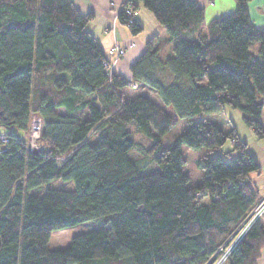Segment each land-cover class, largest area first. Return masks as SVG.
Instances as JSON below:
<instances>
[{"label": "trees", "instance_id": "obj_1", "mask_svg": "<svg viewBox=\"0 0 264 264\" xmlns=\"http://www.w3.org/2000/svg\"><path fill=\"white\" fill-rule=\"evenodd\" d=\"M235 1L233 13L206 25L195 0H123L119 23L139 34L134 14L142 5L174 44L162 57L153 37L130 66L131 80L155 90L171 115L107 72V54L87 30L92 16L73 0H0V129L28 131L34 123L42 147L32 153L21 135L3 131L10 142L0 140V264L215 261L261 198L250 181L261 165L235 129L226 133L208 120L166 148L162 137L179 119L228 106L264 138V27L251 20V0ZM134 133L151 145L142 148ZM228 141L237 155L200 158L202 182L190 186L182 146L213 150ZM137 148L144 162L131 156ZM55 180L74 190L47 189ZM87 222L102 226L50 248L53 232ZM263 248L264 217L225 264H257Z\"/></svg>", "mask_w": 264, "mask_h": 264}, {"label": "rangeland", "instance_id": "obj_2", "mask_svg": "<svg viewBox=\"0 0 264 264\" xmlns=\"http://www.w3.org/2000/svg\"><path fill=\"white\" fill-rule=\"evenodd\" d=\"M135 16V14H134ZM251 51L257 53L258 51V44H253L251 46ZM127 53V52H126ZM137 92H140L142 95L150 98L153 102L157 103L161 107H163L169 114L175 115V112L171 106H167L158 93L150 88L140 89V86L136 88ZM264 101V97H260ZM208 120L219 126L224 132L230 133L233 129L236 130L237 134L239 135L240 139L244 141L248 145V150L255 158V160L261 165V168L264 172V138H258L253 130L249 128L244 120H243V113L237 109H233L231 107L226 106L221 112L215 114H205L201 113L199 115L194 116L192 119H179L176 126L171 129L168 133H166L162 137V146L164 148L170 146L174 141H176L188 128H190L193 124ZM262 123L264 126V111L262 115ZM34 123L31 124V128L28 131L21 130L16 126H5L0 129L1 132L3 131H10L12 133H17L21 135V137L25 140L26 146L31 148L33 151H41L42 147L40 144V131H35ZM134 131V128H131ZM38 132V133H37ZM134 140L142 147H149L151 145V140H149L145 135L134 133ZM140 148V147H139ZM139 148L135 149L131 156L134 159L141 160L144 162L145 157ZM233 147L231 141H228L224 147L222 148H215L213 150L208 148H199L193 149L188 146H182V151L184 158L186 160V164L184 166V172L190 177V186L195 187L198 186L202 182V178L204 172L202 169L199 168L197 162L200 158L208 156H223L226 159L233 158L237 155V152L232 151ZM231 152V156L229 155ZM154 166H150L145 170V173L154 170ZM46 188H55L60 190H74V184L70 181H63V180H55L51 182L49 185H46ZM262 190V186L259 187ZM264 195L261 196V198ZM260 198V199H261ZM259 199V200H260ZM258 200V201H259ZM257 201V202H258ZM264 217V214L263 216ZM261 217V218H262ZM102 226L101 223L98 222H87L83 224H79L73 227H69L63 230H58L53 232L50 240V248L57 249V248H64L70 245L71 239L79 234L90 232L96 229H99Z\"/></svg>", "mask_w": 264, "mask_h": 264}, {"label": "crops", "instance_id": "obj_3", "mask_svg": "<svg viewBox=\"0 0 264 264\" xmlns=\"http://www.w3.org/2000/svg\"><path fill=\"white\" fill-rule=\"evenodd\" d=\"M195 1L205 11L206 25L216 18L233 13L237 8L235 0ZM73 4L81 15L92 16L87 30L95 37L106 54L116 44L127 48L126 55L115 65V72L125 79L131 80V64L145 52L147 42L153 37H159L158 47L162 57L172 54L174 44L169 41L165 29L159 24L154 14L142 5L135 14V20L142 26V31L133 35L131 30L118 20L123 0H73ZM248 10L253 23L257 27H264V0H251L248 3ZM250 181L258 188L261 196L264 195L262 168L260 174H251ZM261 186L262 190L259 188ZM257 264H264V248L261 250Z\"/></svg>", "mask_w": 264, "mask_h": 264}, {"label": "built area", "instance_id": "obj_4", "mask_svg": "<svg viewBox=\"0 0 264 264\" xmlns=\"http://www.w3.org/2000/svg\"><path fill=\"white\" fill-rule=\"evenodd\" d=\"M127 52L126 47L119 45L112 46L108 52L107 57L109 59L107 63V72L111 74L115 72L116 62L122 59ZM132 88L136 89L139 87V84L128 80ZM34 128V126H33ZM37 131L38 129H35ZM38 133V132H37ZM39 135V134H38ZM0 140L2 142H10V135L6 132L0 133ZM25 146L26 143L24 142ZM26 148L32 153L39 154L41 151H33L31 148L26 146ZM264 214V196L252 207L245 219L241 222L238 228L233 232V234L215 251L214 255L211 258V261L215 260L212 264H225L226 260L234 250V248L240 243V241L247 235L249 230L257 223Z\"/></svg>", "mask_w": 264, "mask_h": 264}]
</instances>
